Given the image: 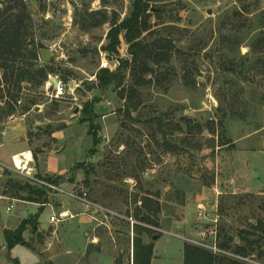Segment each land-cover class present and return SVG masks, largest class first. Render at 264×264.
Returning a JSON list of instances; mask_svg holds the SVG:
<instances>
[{"label": "rangeland", "instance_id": "374dc122", "mask_svg": "<svg viewBox=\"0 0 264 264\" xmlns=\"http://www.w3.org/2000/svg\"><path fill=\"white\" fill-rule=\"evenodd\" d=\"M21 1L31 23L29 39L40 46L35 65H49L57 72L51 77L67 74L73 84L58 99L46 83L24 86L20 103L37 104L24 115L19 110L0 118L1 161L10 167L5 153L30 150L40 177L86 190L89 201L120 217L98 213L89 226L79 215L51 225L49 217L58 212L54 204L11 202L7 211L1 195L7 178L0 175V264H140L144 243L184 217L187 196L193 205L201 195L209 213L218 216V244L232 240V255L244 237L259 240L253 255L238 261L264 264V232L251 228L264 225V0H148L149 30L139 40L170 38L169 61L150 64L154 72L146 86L135 85L125 70L121 87L105 90L96 87L101 60L116 69L117 60L131 56L123 32L117 57L102 49L112 23L124 21L135 0ZM13 2L0 0V10ZM131 88L139 105L128 114L118 93ZM93 100L99 101L93 106L96 146L83 114ZM159 123L169 131L165 138ZM215 186L217 197L210 191ZM57 198L73 213L84 210ZM212 200L216 211L207 204ZM41 209L37 233L29 228L24 244L6 250L3 230H14ZM181 246V240L162 234L153 264H182Z\"/></svg>", "mask_w": 264, "mask_h": 264}, {"label": "trees", "instance_id": "16d2710c", "mask_svg": "<svg viewBox=\"0 0 264 264\" xmlns=\"http://www.w3.org/2000/svg\"><path fill=\"white\" fill-rule=\"evenodd\" d=\"M147 2L149 1L135 0L127 18L118 25L116 22L112 23L106 38L108 43L102 50L111 56L117 57L118 46L120 44L119 35L123 32L124 40L129 46L128 51L131 59L117 60L118 66L114 71L99 69L95 76L97 78V89L105 90L111 86L115 89H119L125 77V70L129 71L135 85L146 86L151 83V81L146 79V76L154 72L150 64L158 66L162 62L169 61L173 48V42L170 38L154 40L151 43L144 42V38L139 40L142 34L149 30L148 15H146L149 9ZM25 7V4H23L21 0H14L7 8L0 10V71L2 74L0 85H3L4 92V95L1 94L0 98L2 100L5 99L3 105L0 104L1 119L13 116L19 110L21 111V115L28 113L37 103L34 100H26L23 104L20 103L22 91L25 89L24 86L41 88L50 75L56 76L57 74L49 65L36 66L34 63L37 60V50L40 46L35 45L33 40L29 39L31 35V23ZM67 76V74L64 76L62 75V79H59L67 83ZM118 95L119 98L124 101L123 108L125 112L135 111L139 103L133 104V100L136 96V90L134 88L128 91L121 89ZM98 102V100H93L89 103H85L83 107V114L86 118L85 121L89 122L91 126L93 146L98 145L100 142L94 130L98 129V127L95 128L93 125V121L98 118V115H96L93 110V106ZM130 102H132L131 105ZM18 103H20V109H17ZM178 125L179 122H177V128ZM156 126L158 128V133L162 136L161 138H165L169 134V131H164L165 128H163V123H159ZM201 130L202 127H200L199 131ZM162 144H164V141ZM0 175L7 178L6 186H4L1 191V195L6 199L41 205L48 203V197L44 192L22 183L16 178L13 179L10 177L6 168L0 171ZM48 180L59 184V179ZM41 211L42 209L33 218L22 219L14 230H3L6 250L11 251L17 245L21 244L24 241L23 234L29 228L32 233H37L39 224L38 218ZM142 219L146 220V217L142 216ZM251 228L254 229V232L258 230L264 232V225L260 222H257L256 225H251ZM251 235L253 234L251 233ZM231 241L232 240L222 243L219 242V246L227 250L230 247L229 244ZM241 241L243 245L235 247L234 254L245 258L253 255L255 252L253 247L257 243L259 244V240H249L244 237ZM141 250L144 251L145 255L140 264H150L153 251L152 244L142 246ZM184 264L242 263L241 261L228 259L226 257L219 258L206 250L191 245H185Z\"/></svg>", "mask_w": 264, "mask_h": 264}, {"label": "built area", "instance_id": "2783aa9c", "mask_svg": "<svg viewBox=\"0 0 264 264\" xmlns=\"http://www.w3.org/2000/svg\"><path fill=\"white\" fill-rule=\"evenodd\" d=\"M100 69H106L110 71H114L110 66V63L106 59H102L100 63ZM51 78H55L56 84L52 85L50 82ZM46 88H52V96L54 98H62L66 93L72 91L67 83L61 81L58 77H48L46 82ZM0 168H3L0 166ZM10 170L18 181L22 183L28 184L36 189L41 190L44 192L48 198H54L48 201V203L42 205L45 207L46 205H53L58 212L55 214L53 213L49 217V222L51 225H65L71 221H73L79 215H83L88 217L90 220L98 221L96 218V214L102 213L106 217L117 216L113 212L108 211L107 209L96 205L88 200V194L86 190H79L75 191L72 189H65L61 187V185L56 184L44 177H40L35 171L34 167V159L32 152L30 150L22 151L18 154H15L11 157V166L7 168ZM213 191L217 196L221 194L218 187H214ZM262 194L264 195V188L262 189ZM57 197H64L72 202H76L84 207L83 212L81 213H73L70 209L64 208L63 203ZM49 200V199H48ZM11 202H17L16 200H9L7 199V211H10L13 208ZM61 204V207L58 206ZM208 205L203 203H197L196 205V215L197 219L201 224L200 230L198 232V239L189 240L191 245L204 249L210 252L212 255L217 257H233L235 260H247L245 257H241L235 254L228 253L227 250L222 249L218 244V231H217V223H218V216L214 214L213 216L208 211ZM109 217V218H110ZM129 221L134 224L135 221L132 218H129ZM100 224H103L101 222Z\"/></svg>", "mask_w": 264, "mask_h": 264}, {"label": "crops", "instance_id": "0c3cea01", "mask_svg": "<svg viewBox=\"0 0 264 264\" xmlns=\"http://www.w3.org/2000/svg\"><path fill=\"white\" fill-rule=\"evenodd\" d=\"M22 151H26V150L22 149V150H20L18 152H15V153H10V151L8 153H5L3 155L4 161H6V163H8L11 166V157L13 155H15V154H18V153L22 152ZM1 158L2 157H0V164H2L4 166L3 168L7 169L8 166L5 165V163H2V161H1L2 159ZM0 171H2V168H0ZM224 188L227 189L228 186H224ZM212 189H210V191L212 192L211 194L212 195L214 194L215 197H217V195L215 194V192ZM195 198H196L195 202H194L195 204H193L194 206L191 205V203L193 201L192 197L187 196L185 198V206H184L185 215H184V217L179 218V220L176 223H174L173 225L167 227L166 229L159 230L160 233H156V235L152 237V240L150 242L147 241V242L144 243L146 245L152 244V246H153L152 257H151V260H150V264H153V262L155 260V257H156L155 256L156 243L159 241V239H160L162 234H167V235H170V236H172L174 238H177L178 240H181V242H182V246H181L182 247V264H184V247H185V245H191L189 243V240L198 239V232H199L201 224H202L197 219L196 205H197V203H203L201 201V198H203V196L202 195L201 196H196ZM215 202H216L215 200H212V201H208V203H207V204H209L211 206L210 208L212 210H214V211H216V207H217V205H215ZM189 205H191V206H189ZM85 218H86V221L84 222V224H87V225L90 226L92 221L88 217H85ZM38 222H39V220H38ZM66 229H67L66 227H63L64 231ZM169 229L170 230L171 229L179 230V231H181L183 233V235L181 236V235H177L175 233H172ZM85 235L87 237L88 233H86ZM154 237H157V239H154ZM191 246L196 247L194 245H191ZM197 248H199V247H197ZM199 249H201V248H199Z\"/></svg>", "mask_w": 264, "mask_h": 264}, {"label": "water", "instance_id": "95a60500", "mask_svg": "<svg viewBox=\"0 0 264 264\" xmlns=\"http://www.w3.org/2000/svg\"><path fill=\"white\" fill-rule=\"evenodd\" d=\"M239 64L240 63H238V65H237L236 71H239V69H238ZM224 71H227L226 67H224ZM50 82L52 83V85H55L56 84L55 78H51ZM67 84L69 86V84L71 85L73 83L72 82H67ZM2 170H3V168H2ZM58 206L61 207V204H58ZM154 239H157V237H154ZM22 244H24V243H22ZM46 264H54V263H53V261H48Z\"/></svg>", "mask_w": 264, "mask_h": 264}]
</instances>
